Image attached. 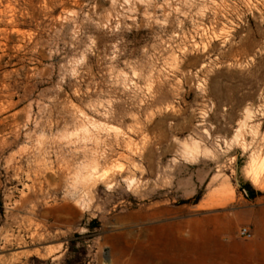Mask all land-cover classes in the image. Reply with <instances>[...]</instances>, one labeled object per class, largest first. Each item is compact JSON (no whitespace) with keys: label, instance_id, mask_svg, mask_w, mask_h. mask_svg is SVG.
<instances>
[{"label":"rangeland","instance_id":"374dc122","mask_svg":"<svg viewBox=\"0 0 264 264\" xmlns=\"http://www.w3.org/2000/svg\"><path fill=\"white\" fill-rule=\"evenodd\" d=\"M70 240L264 264V0H0V264Z\"/></svg>","mask_w":264,"mask_h":264},{"label":"trees","instance_id":"16d2710c","mask_svg":"<svg viewBox=\"0 0 264 264\" xmlns=\"http://www.w3.org/2000/svg\"><path fill=\"white\" fill-rule=\"evenodd\" d=\"M135 33H136L135 31H131L130 36L134 35ZM86 249L87 248L84 242H80L77 240H70L68 242L67 254H66L64 262L66 264L78 263V261L80 260H77V259H80L81 256L86 254Z\"/></svg>","mask_w":264,"mask_h":264},{"label":"built area","instance_id":"2783aa9c","mask_svg":"<svg viewBox=\"0 0 264 264\" xmlns=\"http://www.w3.org/2000/svg\"><path fill=\"white\" fill-rule=\"evenodd\" d=\"M238 234L244 239H250L253 236L251 230L245 226L239 228Z\"/></svg>","mask_w":264,"mask_h":264},{"label":"bare ground","instance_id":"6f19581e","mask_svg":"<svg viewBox=\"0 0 264 264\" xmlns=\"http://www.w3.org/2000/svg\"><path fill=\"white\" fill-rule=\"evenodd\" d=\"M212 199H213V195H212V197H211V198H209V200H208V201H206V203H210L211 201H213Z\"/></svg>","mask_w":264,"mask_h":264}]
</instances>
